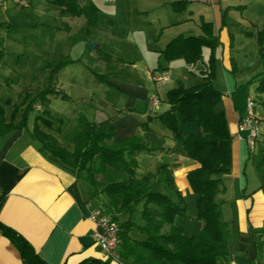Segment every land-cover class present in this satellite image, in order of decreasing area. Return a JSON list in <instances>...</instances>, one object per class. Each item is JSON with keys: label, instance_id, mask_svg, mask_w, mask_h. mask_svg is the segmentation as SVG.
<instances>
[{"label": "crops", "instance_id": "obj_1", "mask_svg": "<svg viewBox=\"0 0 264 264\" xmlns=\"http://www.w3.org/2000/svg\"><path fill=\"white\" fill-rule=\"evenodd\" d=\"M170 1L174 0H151V3L155 9L168 6ZM187 1L186 8L182 12H174L168 6L166 9L168 12L165 13L171 20L163 24L164 27L172 26L169 30L174 29L186 35H193L188 33H194L193 30L200 31L197 26L200 27L198 22L202 17L205 21L211 22L216 31L220 21L218 23L215 12H225V21L218 30L222 49L216 52V74L213 85L221 91V99L215 108L225 113L227 126L232 135V163L231 173L225 181V191L218 194L217 199L223 202L221 207L224 219L230 222L236 230L228 264H250L254 260L259 261V257L262 263L264 257V173L257 172L251 160L248 159L251 148L246 139L239 135L237 126L246 114L248 97H254L255 101V96H257L263 101L264 94L253 91L256 82L251 81V78L264 72V57L261 58L258 54L256 35L259 30L264 29V0ZM5 2L6 0H0V17L5 14ZM230 6L231 9L226 10ZM237 6L244 8L242 11H239L240 8H232ZM197 16L200 18L197 19ZM243 32H249V37H245ZM230 34L235 36L237 34L240 37L239 40H243L240 44L236 42L235 50L229 48ZM97 36H99L98 32L93 40H97ZM246 44H249V50L246 49ZM200 60L203 62V68H200L196 84L204 76L207 68L204 60ZM14 62L4 57L0 61V73H2L0 75V95H4L8 100L7 105L0 103V106L4 107L5 115L9 117L13 109L12 105L21 104L24 96L28 94L29 97L16 113L15 121L17 122L35 92L44 85H36L39 74L35 72L33 77L26 76L23 84L18 87L21 74ZM103 62H100L104 65L103 72L112 71ZM187 66L192 68L193 64H187ZM236 67L237 72H233L232 69ZM160 71H166L170 75L171 70L168 66H161L158 57L156 66L146 71V80L152 82V75ZM42 72L47 78L48 69L42 68ZM43 82H47V79ZM245 82H249L248 88ZM113 83L120 88L123 95H126L124 102L117 105V108L116 104L107 103L105 113L101 111L99 115H88V117L76 107L71 110L68 106L65 112L55 109L51 113L53 116H62L65 120L60 132L48 129L41 123L39 125L55 136L68 150L73 149L74 138L83 129V125L76 117L78 112L89 121L114 117L111 119V125L115 129L117 139L137 135L147 140L146 131L141 129L137 123L145 121L147 115H150L148 112L155 115L166 110L169 105L157 93H151L150 87L146 84L135 85L123 81H113ZM153 96L158 98V102H153ZM56 97L59 96L50 97L51 106L52 98ZM90 99L93 100V93ZM139 99L149 101V108L145 111L142 109L144 112L137 108ZM70 100L73 99L70 98ZM123 105L135 108L137 112H131L129 115L116 113L115 110L125 108L122 107ZM255 109L256 107L253 108L254 112ZM131 114L139 119L135 120ZM34 117L35 113L29 114L27 126L24 129H15L0 134V224L22 237L33 252L47 264H79L93 258L107 262V264H131V258L124 259L120 255V260L104 258L93 240V232L99 227L89 217L92 209L100 205V197L99 195L90 197L88 183L77 175L73 167L50 153L42 151L41 142L29 133ZM258 117L264 120L263 116ZM157 123L153 121L149 123V126L155 136L163 140V149L150 154L168 158V163H177L174 171L177 166L185 168V170L179 169L180 183L177 179L178 170L176 171L177 184H181L179 186L184 188L185 182L182 178L184 171L187 174L189 170L197 167L198 163L185 157L180 149H175V145L169 141L172 139L170 132L156 128ZM185 128H187L186 133ZM196 129L195 123L181 126L184 135ZM176 157H178L177 160H175ZM186 161H188L187 164ZM183 162L185 164H182ZM259 250L261 251L260 256ZM0 264H26L19 246L1 228Z\"/></svg>", "mask_w": 264, "mask_h": 264}, {"label": "trees", "instance_id": "obj_2", "mask_svg": "<svg viewBox=\"0 0 264 264\" xmlns=\"http://www.w3.org/2000/svg\"><path fill=\"white\" fill-rule=\"evenodd\" d=\"M50 1L58 7L59 14L85 18L81 32L86 40L93 38L95 29H107L110 26L111 20L105 18L100 8L89 0ZM187 3V0H174L169 5L172 11L182 12ZM232 8L239 9L240 6ZM224 17L225 12L222 23ZM200 28L203 32L200 35L180 34L169 40L161 50V55L167 61L182 58L187 64H194L202 58L203 46L214 51L220 40L212 32V23L201 17ZM249 34L245 32V35ZM257 44L258 54L262 58L264 29L257 32ZM95 50L101 60L107 62L111 59L99 46ZM214 61L212 54L198 84L185 87L179 82L166 94L165 102L169 107L153 116L148 115L145 121L139 123L146 131L147 140L137 135L117 139L110 118L89 121L78 112L76 117L83 129L74 138L72 150L65 148L55 136L39 125L41 123L48 129L60 132L61 120L53 118L48 104L51 96L68 98L61 90L55 89L58 72L68 61H47L43 64V68L48 69L47 85L27 103L19 121H15L20 108L17 104L12 105L9 117L5 115L4 107L0 106V134L26 128L29 114L36 110L29 133L41 142L42 151L73 167L77 175L88 183L90 197L103 194L104 207L114 218L120 214L126 216L119 224V255L124 259L131 258V264H228L236 230L224 219L221 207L223 202L217 199V195L224 193L225 181L231 173L232 135L225 113L215 108L221 99V91L213 85ZM251 81L256 82L255 91L264 94V72L251 78ZM27 97L28 94L22 104ZM38 103L41 105L40 110L36 108ZM124 110L133 111L132 108ZM153 121L170 132L185 157L198 163L197 167L186 174L195 194L196 214L193 219L201 223L192 234H186L180 225L175 224V217L185 212L181 193L174 182L176 165L160 162L156 173L143 174L138 171V153H153L163 149V140L157 138L149 126ZM187 123H195L197 129L184 135L181 126ZM248 159L257 172L264 173V131L251 149ZM162 186H166L169 192L161 191ZM139 205L140 222L133 219ZM0 228L19 246L26 264H47L22 237L1 224ZM133 230L139 235L132 236ZM258 253L260 256L261 251ZM258 260L260 263V257ZM79 264L107 262L93 258Z\"/></svg>", "mask_w": 264, "mask_h": 264}, {"label": "rangeland", "instance_id": "obj_3", "mask_svg": "<svg viewBox=\"0 0 264 264\" xmlns=\"http://www.w3.org/2000/svg\"><path fill=\"white\" fill-rule=\"evenodd\" d=\"M23 1L28 5L22 6L15 0H6L4 4L5 14L0 17V61L3 57L11 60L12 63L15 61L14 63L19 68V73L21 74L18 87L23 84L26 76L33 77L34 73L38 72L39 77L36 85H44L42 88L39 87L38 91L46 87L47 82L43 81L48 80V77L46 78V75L44 76L42 72L43 64L47 61L58 62L63 61V59L68 61L59 70L55 83V89L61 90L68 98L64 99L60 96L52 98V106L50 101L48 104L50 113L55 109L65 112L69 106L71 110L76 107L84 115L93 116L99 115L101 111L105 113V107H108L107 103L116 104L115 107L117 108V105L124 102L126 95L122 94L120 88L114 85L113 81L131 82L135 85L146 84V86L150 87L151 93H157L163 101L166 98L168 90L175 87L179 82H182L185 87H192L197 83V75L200 74V68H203L201 60L197 61L196 64L194 63L193 67L190 68L182 58L167 61L161 55V50L171 40L170 38H174L180 34L186 35V33L177 32L174 29L169 30L172 29V26H163V24L171 20L168 14L165 13L168 12L166 9H168V6L170 7L171 1L168 3V6L153 9L151 0H89L100 8L105 18L111 20L110 26L107 29H95L93 31V38L97 32L99 34L97 40H95L99 44V48L111 57L109 61H104L109 70H112L106 73L103 72L104 65L100 63L103 60L99 58L98 51L94 50L91 52L86 47L87 41L93 40V38L86 40L82 37L81 28L85 24L83 16L77 17L69 14H59L57 6L50 0ZM243 8L240 7L239 11H242ZM215 15L218 23L219 21L220 23L216 31L213 29L212 24V32L218 36L219 27L222 25L223 13L216 11ZM198 16L197 19L200 18ZM197 28L200 29L199 32L193 30L194 33L188 34H202V29L198 26ZM176 32L177 34H175ZM244 36L249 37L245 33ZM237 37V34L236 36L230 34V49H236L237 41L238 44L243 43V40H239L240 37ZM221 49V42L214 51H211L207 46H203V58L201 59L207 64L213 54L215 59L214 64H216V52H220ZM246 49L249 50V44H246ZM232 55L235 56L233 53ZM158 57L160 58L161 66H168L171 70L169 80L164 84L146 80V71L148 72V70L156 66ZM44 69L46 70V68ZM232 70L233 72H237V67ZM215 74L214 67L213 81ZM98 75L103 76L98 77ZM14 81L16 82V79ZM248 83L245 82L247 88L249 87ZM92 93L93 100L91 101ZM70 98L73 100H70ZM262 100L255 96L254 107H256L255 114L264 117V96ZM0 103L4 105L8 104V100L2 94L0 95ZM148 103L147 99H139L137 108L139 110L144 109L145 111V109L149 108ZM17 105L21 106L20 104ZM38 105L41 109L39 103L36 104V108ZM122 107L127 108L128 106L123 105ZM125 108L115 111L116 113L128 115L131 112H137L135 108H132L133 111L130 112L125 111ZM31 113H37V111L34 110ZM148 113L152 114L151 112ZM131 116L135 120L139 119L133 114ZM53 118L60 119L61 126L63 127L65 120L62 116L57 117L54 115ZM108 118L113 119L114 117ZM261 121L264 125V120L262 119ZM139 123L137 124L140 127ZM155 126L158 129H163L158 123ZM184 132H187V128L184 129ZM169 141L175 145V149L181 150L177 142L172 139ZM136 159L138 171L144 174L156 173L160 162L168 163V158H160L157 155L145 152L138 153ZM177 159L178 157L175 160ZM187 163L188 161H186ZM170 164L177 165L175 162ZM182 164H185V162ZM178 167H176L173 173L174 182L181 193L185 212L175 217V224L180 225L186 234H192L201 225L199 221L193 219L196 214L195 194L188 184L185 171L182 176L185 187L181 188V184H179L180 186L177 184L176 171L178 170L177 179L180 183L181 174L179 175L178 173L179 169L185 170V168ZM160 190L166 193L169 192L166 186H162ZM98 195L100 197V205L104 206L105 196L100 193ZM139 210L140 205L137 206L136 212L133 214V219L138 222H140ZM111 217L113 219L116 218L115 220L118 222V225L126 219V216L122 214L115 218L112 215ZM131 235L138 236L139 234L133 230ZM261 264H264V257Z\"/></svg>", "mask_w": 264, "mask_h": 264}, {"label": "built area", "instance_id": "obj_4", "mask_svg": "<svg viewBox=\"0 0 264 264\" xmlns=\"http://www.w3.org/2000/svg\"><path fill=\"white\" fill-rule=\"evenodd\" d=\"M22 6L28 4L23 0H15ZM152 80L155 83L164 84L169 80V75L166 71L155 72L152 75ZM153 102H158L156 96L152 97ZM40 106L38 105V109ZM246 114L241 118L238 123L237 129L239 135L244 137L252 149L257 140L261 137L264 130V125L261 119L253 111L254 99L248 97L246 102ZM90 219L99 227L98 230L93 232V240L95 244L100 248L105 259L120 260L119 249L121 244V238L119 235L118 222L111 217L106 208L103 205H98L92 209L90 213ZM250 264H260L257 260L252 261Z\"/></svg>", "mask_w": 264, "mask_h": 264}, {"label": "water", "instance_id": "obj_5", "mask_svg": "<svg viewBox=\"0 0 264 264\" xmlns=\"http://www.w3.org/2000/svg\"><path fill=\"white\" fill-rule=\"evenodd\" d=\"M98 46V43L95 40H88L86 43V47L89 51H94Z\"/></svg>", "mask_w": 264, "mask_h": 264}]
</instances>
